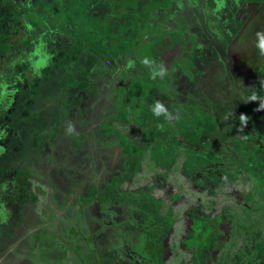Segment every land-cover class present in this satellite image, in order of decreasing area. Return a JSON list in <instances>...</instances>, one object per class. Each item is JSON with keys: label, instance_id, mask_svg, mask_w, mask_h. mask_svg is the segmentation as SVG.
Segmentation results:
<instances>
[{"label": "rangeland", "instance_id": "1", "mask_svg": "<svg viewBox=\"0 0 264 264\" xmlns=\"http://www.w3.org/2000/svg\"><path fill=\"white\" fill-rule=\"evenodd\" d=\"M14 1L20 27L12 36L7 56L0 57V263L10 264L5 255L8 245L17 256L15 264H25L26 258L27 264H158L159 246L166 261L172 242L182 252L180 260L192 263L213 240L220 248L227 247L232 236L229 229L196 218L193 212L213 215L217 203L205 209L207 198L219 199L223 192L228 204L245 205L253 190L250 187L243 194H233L227 182L248 175L240 159L247 127L237 123L241 113L248 115L246 109L262 126L252 141L264 146V111H255L256 102H244L256 93L250 84L264 62L256 48L260 39L256 33L264 31V0H145L140 5L138 0ZM115 19L122 22L114 26L117 35L113 37L107 28ZM92 38L97 47L90 44ZM121 45L129 47L120 50ZM152 51L157 52L158 60ZM89 54L95 56L87 74L91 83L81 88L78 80ZM145 57L165 66L168 74L166 82H157L152 108L147 115L141 114L139 126L138 120L127 116L140 104L139 99H132L123 111L120 102L131 84L151 75V69L141 63ZM113 99L115 109L102 112L107 100ZM157 100L173 114L171 119L154 115ZM195 107L207 114L213 128L200 146L183 143L177 154L174 130L190 123ZM118 110L122 124L107 123L117 118ZM96 113L104 131L100 126L94 130L119 142L117 156L112 158L116 163L101 174L78 175L69 193L78 190L80 197L74 198V204L89 208L93 201L87 206V200L93 199L95 189L84 194L80 188H86L94 178H100L102 184L114 177L120 180L118 189L125 193V201L101 203L100 210L106 214L96 219L90 210L74 214L68 203L51 200L46 210L42 208L40 225L30 228L25 221L18 227L24 210L31 211L23 198L38 199L28 169L49 154L45 150L51 147L45 145V139L67 127L71 133L60 140L61 146L77 149L80 131H90L89 136L96 139L98 134L92 135L91 128ZM200 117L203 119V114ZM91 141L87 146L93 149ZM126 144L129 154L123 151ZM141 144L148 146L146 152L153 162L148 167L156 174L152 178L143 176L148 168L138 158L136 149L143 147L138 146ZM146 181L152 185L150 192L162 201L161 214L167 225L141 207L147 190L142 182ZM176 181L186 192H181ZM176 191L181 193L178 199L170 196ZM192 205L193 211L187 210ZM82 215L85 217L80 219ZM113 222L131 225L118 228ZM167 226L166 234L162 233ZM35 231L43 232L37 241L31 235ZM8 232H16L19 240L7 238ZM122 234L129 238L122 240ZM48 238L50 242L45 241ZM235 250L242 257L240 264H253V259L264 256V249L247 255L241 244ZM219 256L220 249L214 247L206 264H218Z\"/></svg>", "mask_w": 264, "mask_h": 264}, {"label": "trees", "instance_id": "2", "mask_svg": "<svg viewBox=\"0 0 264 264\" xmlns=\"http://www.w3.org/2000/svg\"><path fill=\"white\" fill-rule=\"evenodd\" d=\"M144 1L145 0H138V5L144 3ZM262 4L264 7V1ZM17 20H18V9L16 2L14 0H0V57L7 56L9 47L12 44L11 43L13 38L12 36L15 34V32L19 30L18 27L20 26H17ZM120 22H122L121 19H115L113 22H110V25L107 28L109 33L113 37L117 35L114 26ZM90 44L94 47H97L94 38L91 39ZM126 47L129 46L121 45L120 50H123V48ZM115 53L116 50H113L111 54L114 56ZM154 53L155 54H153L152 51L154 58L158 60L159 56L157 52L155 51ZM88 57L83 62L84 67L81 70V72H83V77L78 80V85L81 88H86L91 83V80L88 78L87 74L93 68L92 61L95 59V56L94 54H89ZM70 76L71 75H69V78ZM146 79L147 80L142 79L141 81L139 78H137V80H140L137 81L139 85H137L136 81L135 83L133 82L134 84L133 85L131 84L130 88L122 96L120 102V109L121 111H123L125 107L131 104L132 99H136V100L139 99L140 104L136 105L138 107L136 106L132 107L128 111L129 114H127V116L130 119L132 120L135 119L134 121L138 120L137 125L139 126L142 124L140 121L141 114L147 115L148 111H150V109L152 108V101L155 97L158 87L157 82L159 81V79H162L163 81L166 82L165 76L163 78L157 76L155 79H153L152 73L151 75L148 74ZM260 80H264V62L258 68L256 78L250 84L251 89L256 91L257 94L264 96V87L261 86ZM245 112L248 113V115L246 114L247 128L244 131L245 138L240 150L241 151L240 159L243 161V165L248 175L241 176L235 180L231 179L229 180V182H227V184L230 187L229 192L230 193L233 192V194L235 193L243 194L245 190L250 187H253V190L249 193L248 199L244 201L245 205L241 203L240 205L239 203L238 205H234L232 204L233 202L228 204L227 197H224L226 192H223L219 195L220 196L219 199L207 198L205 209H211L213 205L217 203L213 215L206 216L203 213L200 214V213H195V211L193 212L196 218H203L204 220L205 219L213 220L218 224H223V227H225V229H229V231L232 233V236H230V240L227 247L221 246L220 248L221 244L215 243V241L213 240L210 242L209 246H207L204 250H202L203 252L197 257V261L188 263L186 261L180 260L182 252L177 248H174V244L172 242L171 243L172 253L169 256L170 257L169 260L166 261L162 259L163 247L159 246L158 254H157L158 264H206V261L210 259L211 250L214 247L220 249V256H219L220 261L218 264H231V263L240 264V260H242V257L240 253H238V251L235 250V248L239 247L240 244L242 245L243 252H245L249 256L252 255L254 249L255 250L264 249V146L261 147L252 141V138L255 137V134H259V132L262 129V126L256 120V118L251 114V112L248 111V109H246ZM118 113L119 114H117V118L115 120L113 121L108 120L107 123L110 124L114 122L120 123L121 122L120 119L122 115L120 114L119 110ZM135 113L138 115H136ZM202 114H203V119L200 117ZM192 116L193 119L190 121V123L183 126L182 128L180 127L179 130L177 129L178 131L174 130L175 137L172 139V141L174 142V147L176 149L180 148L179 146L183 143H186L191 147L200 146L202 143L206 141L210 128L211 129L213 128L212 121L202 109L197 107L192 108ZM237 123L238 125L241 124L240 119L238 120ZM127 135L129 137L132 136L130 132H128ZM35 140H37V138ZM79 142H81L80 138H79ZM125 146L126 147H124L125 149L123 148V151L125 150L124 152L129 154L130 148L128 144H126ZM138 146H143V144ZM147 147L148 146L144 144L143 147H138L136 151L140 152L138 153L139 157L138 155L137 157L140 158L141 161L143 162V165L146 164L148 168L146 171H144L145 173L143 174V176L145 178H152L153 174L154 176L156 174L154 173V171L152 172L148 167V164L153 165V162L149 158L148 155L149 152H146V150H148ZM179 150L180 149L177 150L176 152L177 154ZM180 159L181 157L177 158L179 162ZM132 162H133V156L131 154L129 156V164L132 165ZM20 166H22V164H20ZM147 172L150 173L149 174L150 176H147L146 174ZM176 184L180 188L181 192H186L185 189L182 190V186L180 183H178V181H176ZM118 186H119L118 180H116L115 178L111 180L109 183L105 185L103 189V193L100 195V199L105 201L106 199H117L124 197L122 192L118 189ZM142 186H145L147 190L145 193L146 197L144 201L141 202V207L143 209L149 210L150 214L152 215L151 217H153L154 220L158 222H163L164 225H167L166 223L169 222L164 221L161 214L162 210L160 209V205L162 201L160 200V198H158L157 196H155L150 192L152 185L149 184V181H146V183L142 182ZM180 194H181L180 191H176L173 193L170 192V196L175 199H178L180 197ZM25 197L23 199L26 200L27 196ZM199 197L200 196L198 195L196 196V198ZM193 208L194 206L192 205L189 206L187 210H191ZM167 210L169 211V208ZM170 218L174 219L173 216H171ZM169 226L165 227V229L162 230V233L166 234ZM7 235L12 236L13 232H8L6 233V236ZM253 264H264V256L255 258L253 260Z\"/></svg>", "mask_w": 264, "mask_h": 264}, {"label": "flooded vegetation", "instance_id": "3", "mask_svg": "<svg viewBox=\"0 0 264 264\" xmlns=\"http://www.w3.org/2000/svg\"><path fill=\"white\" fill-rule=\"evenodd\" d=\"M112 103H114V104H112ZM115 105H116V100L115 99H113V102H112V100H107L106 105L103 108H101V111L104 112V110H106L107 108H111V110L113 111L115 109L114 108ZM92 108L93 107H91V109ZM94 115H95L96 118L94 117V119L91 122V124H92L91 128H93L92 129L93 130V134L92 135H94L95 133H97V134L99 133V130H98V132H97V130H94V128H96V127L100 126L102 128V130H104L103 127L101 126L100 121L97 120L98 114L96 113ZM74 122H76V121H74ZM97 122H99L98 125H95ZM76 126H77V122H76L75 126H72L74 131L76 130ZM80 129L81 128H79V130ZM61 130H62V128H61ZM77 130H78V127H77ZM70 133L71 132L68 131L66 134H62V136H60L59 139L63 140V138H65V136L68 138ZM77 134H79V135H77L76 137L77 138L79 137L81 139L80 144L76 146L77 149L74 150V149H72V147L69 148L67 146L62 147L60 145L61 141H58L51 149H49V151L45 150V152L49 153L48 155L44 154V156L41 157V159L44 160V162L42 161V163L45 165V167L43 166V168L48 167L49 168L48 173H51L50 175L53 174L51 171H54L55 174L56 173H62V171H65V176H67V179L69 180L67 185L63 186V189L66 190V191L71 190V189H69V187H71V186L73 187L74 181L76 180L75 178L78 175H82L83 178H88L89 177L88 172L91 169H94L93 172H96L97 174L98 173L101 174L102 172L104 173L105 171H107L106 169L111 168L113 166V164L116 163V162H114V160L112 161V158L117 156V155H115V152L118 153V150H116V149H119L118 148V143L119 142L118 143L113 142L112 138H110V137H108V138L107 137H102L101 134H98L97 136H95L96 137V139H95L91 135L89 136L90 131H89V134L85 133L84 131H80V133H77ZM87 141H91L90 144H91V147L94 146L93 149L89 148L90 146H87ZM99 147H101V149H103V150H99L97 152V148H99ZM92 150H96L97 154L95 153V151L93 153ZM50 157L52 158V161H50L48 159ZM103 158H106L107 161L105 162L103 160ZM113 179H114V177L111 178L110 180L107 179V181L103 180L102 184H101V183H99L101 181L100 178H96L93 181L91 180L90 183H88V185L86 186L88 188V193H89L91 188L95 189V195H94L93 199L92 200H87V202H88L87 206L89 205V202L93 201V202H91L92 204H91V206L89 208H86L84 206H83V208H81L77 204H74L75 202H74V198L73 197L74 196H78L79 197V193H78L79 191L78 190H77V194L74 193V195L70 196L67 199V201H65L66 200V193H63V192H66V191L58 190L56 192V194L52 193L53 194V198H54L53 199L52 197L50 198L48 196L49 188L47 186H41L40 183H38V182L35 183V180H33L34 184H33V188L32 189H33V191L39 193L38 194V199L37 200L34 199L35 201H33V200L30 201V200H28V196H27V199L24 201V203L28 204V209H30L31 211L24 210L25 211L24 217H22V220H20V222H18L17 226L20 227L21 224H24L25 221L27 222L26 224L30 228L33 227V226L35 227L36 225H40L38 223H39V221H40V219L42 217V214L44 213L42 208H44V210H46L48 202L51 201V200L54 201V202H57V203H61L63 201L68 203V205H70V207H72V210L74 211V214L75 213L76 214H80V212L83 213L84 211H87V213L91 212L93 215L95 214L96 216L94 218L97 219V217H98L100 219V217H102V216H104V214H106L102 210H100V207L102 206L101 203H104L107 200H109L112 204H114V203H118V202H124L125 198H126L125 197V193H123L121 191L123 196H124L122 198L106 199L105 201L100 199V195L103 193V189H104L105 185L107 183H109ZM115 179L117 180V178H115ZM96 181H97V184H95ZM118 181H120V180H118ZM42 182L46 183V181H42ZM119 186H118V188L120 189ZM83 189L85 190L86 188H80L81 192L83 191ZM32 195H33V193H31V196ZM48 197H49V199H48ZM96 200H97V202L94 203ZM24 203H22V204H24ZM78 207L81 210L80 209L78 210ZM93 209H95V210H93ZM88 210H90V211L88 212ZM28 212H33V214L32 213H28ZM33 216H35V217H33ZM84 217L85 216L82 215L80 219H83ZM36 220H38V221H36ZM33 221H35V223H32ZM104 222H105V219L103 218V223ZM114 223L115 222L112 223V226H115V225L119 226L118 228L131 225L129 223H127V225L126 224L124 225L125 222L119 223V224H114ZM40 233H43V232H40ZM40 233H38V231H35V232H32L31 235L37 241L40 238L39 237ZM67 234H69V233H67ZM6 237L9 238V239L12 238V240H19L18 234L16 232H13L12 236H8L7 235ZM128 238L129 237H126V236L124 237V235L122 234V240H126ZM45 241L46 242H50L51 239L48 238V240H45ZM10 247L11 246L8 245V248H7V251L5 252L6 253L5 255H8V260H9L10 264L18 263L17 262L18 260L15 259V257H17V256L12 254V252L9 250ZM119 255H120V253H119ZM120 256H122V255H120ZM123 257H124V259L126 261L129 260L128 255L124 254ZM26 259H25V262H23L25 264H27V260H28V259L27 260ZM98 259H99V256H98Z\"/></svg>", "mask_w": 264, "mask_h": 264}, {"label": "crops", "instance_id": "4", "mask_svg": "<svg viewBox=\"0 0 264 264\" xmlns=\"http://www.w3.org/2000/svg\"><path fill=\"white\" fill-rule=\"evenodd\" d=\"M92 103V102H91ZM93 107V106H92ZM73 120H74V117H73ZM104 131V130H102ZM106 132V131H105ZM67 133V128L65 130H58L56 136L51 134V136L49 138H46L45 141H46V146H48L49 148L53 147L58 141H60L61 139H59L60 136H62V134H66ZM104 133V132H103ZM60 134V135H59ZM56 138V139H55ZM48 139V141H47ZM55 139V141H54ZM66 139V136L65 138H63V140ZM57 140V141H56ZM94 142V141H93ZM62 145V143L60 144ZM40 159V160H39ZM35 163H34V166L30 167L28 170H32V177L31 179L32 180H35V182L37 183H40L41 186H47L49 188L48 190V196L51 198H53V194L52 193H55L60 190V191H66L63 189V186H66L67 183L69 182L68 179L65 178V171H62V173H56L54 171H51L53 174L50 175L51 173H48V170L47 168H43V166L45 167V165L42 163V161L44 162L43 159L39 158ZM50 161H52V158H48ZM92 170V171H91ZM89 172H88V175L89 176H92L93 174V171L94 169H91ZM47 171V172H46ZM60 175V176H59ZM67 177V176H66ZM95 179V178H94ZM93 179V180H94ZM42 181H46V183L42 182ZM58 181L59 183V186L56 185V182ZM70 192V190L66 191V192H63V193H66L68 194ZM84 194L88 193V188L86 187L85 190H83ZM75 192H73V194L69 193L68 195H66V199H68L70 196L74 195ZM83 194V195H84ZM75 197H78V196H74L73 198ZM79 197H80V194H79ZM54 199V198H53ZM66 201V200H65Z\"/></svg>", "mask_w": 264, "mask_h": 264}, {"label": "clouds", "instance_id": "5", "mask_svg": "<svg viewBox=\"0 0 264 264\" xmlns=\"http://www.w3.org/2000/svg\"><path fill=\"white\" fill-rule=\"evenodd\" d=\"M223 5H221L222 7ZM256 36L259 37V41L256 43V48L258 49L259 55L264 57V31H258ZM141 63L148 66L152 72V78L155 79L157 76L163 78L168 74V70L163 65H157L154 61H150L147 57L143 58ZM260 84L264 87V80H260ZM245 103L256 102L257 107L255 111H264V97L259 96L255 92L244 101ZM153 113L155 116L164 115L166 119H171L172 113L168 110L167 106L162 100H157L155 102ZM241 124L246 127L247 125V115L244 113L240 114Z\"/></svg>", "mask_w": 264, "mask_h": 264}]
</instances>
